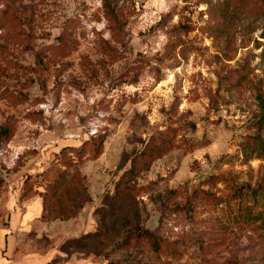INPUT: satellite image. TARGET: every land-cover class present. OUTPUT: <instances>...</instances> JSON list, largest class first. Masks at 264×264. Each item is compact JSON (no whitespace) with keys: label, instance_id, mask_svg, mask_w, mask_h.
<instances>
[{"label":"rangeland","instance_id":"obj_1","mask_svg":"<svg viewBox=\"0 0 264 264\" xmlns=\"http://www.w3.org/2000/svg\"><path fill=\"white\" fill-rule=\"evenodd\" d=\"M36 197L43 264H264V0H0V234Z\"/></svg>","mask_w":264,"mask_h":264},{"label":"crops","instance_id":"obj_2","mask_svg":"<svg viewBox=\"0 0 264 264\" xmlns=\"http://www.w3.org/2000/svg\"><path fill=\"white\" fill-rule=\"evenodd\" d=\"M42 213V203L41 199L36 197L24 204L16 212L10 214L9 227L7 228V233L3 232L0 234V264H43L45 263L43 259L50 254L54 245L49 247L48 255H42L38 250L27 249L25 235L28 233V229L37 225L38 229L45 226L52 227L50 223H42L41 220ZM64 229L61 231L63 234H59L56 238L62 239L70 237L74 232H77L74 229V224L68 221ZM62 225V223L60 224ZM68 227V228H67ZM67 229V231H66ZM73 230V231H72ZM2 241V243H1ZM53 244V243H52Z\"/></svg>","mask_w":264,"mask_h":264},{"label":"trees","instance_id":"obj_3","mask_svg":"<svg viewBox=\"0 0 264 264\" xmlns=\"http://www.w3.org/2000/svg\"><path fill=\"white\" fill-rule=\"evenodd\" d=\"M55 183L53 184V192H56V204L57 207H61L63 205V202H66L69 198L71 200V196H75L77 199H80L82 196H80L82 190L80 187V182L75 176L72 177V179L67 183L64 182V180L61 178V175L57 174L55 177ZM42 203V210L44 208V202L41 199ZM255 215L259 218H262V221H264V212L262 213H255ZM43 217V214H41V219ZM65 218H61V220H64ZM262 225H264V222H262Z\"/></svg>","mask_w":264,"mask_h":264}]
</instances>
